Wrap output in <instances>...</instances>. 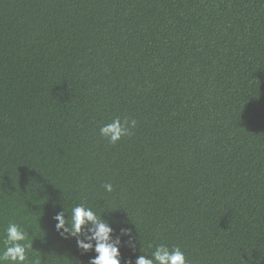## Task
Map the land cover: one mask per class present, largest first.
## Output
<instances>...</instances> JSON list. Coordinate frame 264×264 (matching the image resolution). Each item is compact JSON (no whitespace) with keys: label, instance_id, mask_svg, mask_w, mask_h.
I'll return each instance as SVG.
<instances>
[{"label":"trees","instance_id":"trees-1","mask_svg":"<svg viewBox=\"0 0 264 264\" xmlns=\"http://www.w3.org/2000/svg\"><path fill=\"white\" fill-rule=\"evenodd\" d=\"M81 203L121 264H264V0H0V250L16 223L28 264H89L53 219Z\"/></svg>","mask_w":264,"mask_h":264},{"label":"clouds","instance_id":"clouds-1","mask_svg":"<svg viewBox=\"0 0 264 264\" xmlns=\"http://www.w3.org/2000/svg\"><path fill=\"white\" fill-rule=\"evenodd\" d=\"M137 127V121L125 117L121 120L114 118L111 123L99 128V133L107 141L115 145L123 137L133 134ZM106 192H112L111 183L103 185ZM65 209L55 214V230L64 238H76L77 247L83 252L94 251L95 256L89 260V264H121L120 246L121 237L127 236V243L134 247L131 231L121 228L119 235H113L114 229L105 221L101 214H97L92 208L83 203L71 209V215L65 218ZM28 233L18 224L9 223L4 229L3 249L0 250V264H28V251L32 249L27 242ZM31 264H40V259H34ZM125 264H132L125 261ZM135 264H190L185 252L179 246L169 247L159 244L154 247L151 255L142 254L135 259Z\"/></svg>","mask_w":264,"mask_h":264}]
</instances>
